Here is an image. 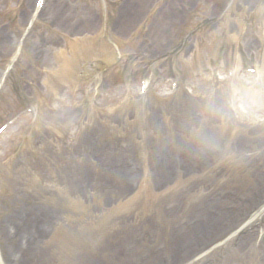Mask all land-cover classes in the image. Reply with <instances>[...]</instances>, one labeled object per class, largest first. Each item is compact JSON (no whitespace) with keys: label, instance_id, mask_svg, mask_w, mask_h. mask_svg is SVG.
Here are the masks:
<instances>
[{"label":"rangeland","instance_id":"374dc122","mask_svg":"<svg viewBox=\"0 0 264 264\" xmlns=\"http://www.w3.org/2000/svg\"><path fill=\"white\" fill-rule=\"evenodd\" d=\"M33 1L0 0V69L18 50L1 34L21 35ZM65 1L67 10L51 0L37 15L21 50H32L40 30H49L48 38L34 56L13 63L0 92V124L24 107L35 110L0 138V234L9 226L18 233L24 222L14 217L25 212L29 219L39 208L58 213L61 222L48 232L30 230L40 235L43 257L55 255L57 264L156 263L176 247L178 263L215 245L227 253L230 238L218 237L221 227L187 248L179 239L188 237L185 226L209 222L207 209L237 213L231 224L252 205L244 204L246 196L259 195L251 196L257 178L258 192L264 186V124H256L264 75L255 80L236 73L250 65L264 71V0ZM87 34L95 38L80 40ZM100 35L116 43L120 60L113 63L108 52L109 68L89 78L101 61L91 51ZM65 39L67 45L82 41L80 51L53 48ZM141 74L149 83L175 75L191 94L150 84L140 96L132 79ZM123 81L126 91L113 88ZM59 92L60 100L48 106ZM73 162V180L62 185L63 168ZM15 202V224L3 223ZM236 261L264 264V256L234 254L219 264Z\"/></svg>","mask_w":264,"mask_h":264},{"label":"bare ground","instance_id":"6f19581e","mask_svg":"<svg viewBox=\"0 0 264 264\" xmlns=\"http://www.w3.org/2000/svg\"><path fill=\"white\" fill-rule=\"evenodd\" d=\"M167 22V21H166ZM68 173L63 174L62 176L69 181L74 175L73 169H77V162H73L72 164L69 165ZM15 203H10V212L12 215L8 216V222L10 224L15 222L13 221V215L16 216V210L13 213V209L15 207ZM18 209V208H17ZM19 210V209H18ZM25 212H21V215H18L15 218V221L22 220L24 223L21 225L23 226L22 229H19L18 233H15V236H11L10 234H6L5 236V242L9 243V246L6 245V255L4 254L3 257V263L4 264H11L12 261L10 258L12 256H18L20 258L21 264H43L44 263V258L47 264H57L56 261V256L51 255L50 257L47 258L43 257V253L41 252L44 250V248L37 242L40 239L39 234L32 233L30 230L31 228H42L43 231H50L52 229H56L58 226H61V222L57 219L58 213L52 212V214H49L43 209L35 208V210L30 212V218L28 219L26 214H23ZM210 222L212 226L215 228L218 226V222L214 221L213 219H210ZM80 224V223H79ZM72 226H76V221L71 223ZM62 227V226H61ZM16 229V228H15ZM17 231V229H16ZM194 234L199 233L198 229H193L191 230ZM46 234H43V237ZM194 236L191 237L193 239ZM195 239V238H194ZM3 241V240H2ZM1 241V242H2ZM14 242L15 244L13 245ZM188 242V241H187ZM253 246V244H252ZM251 244L248 243V240L244 242L243 244H240V249L238 251L243 254H247L249 252H254L257 254L258 252H261V256L264 255V247L258 249L255 246L252 247ZM14 262V261H13ZM13 264V263H12ZM76 264H82L81 262L76 263Z\"/></svg>","mask_w":264,"mask_h":264}]
</instances>
